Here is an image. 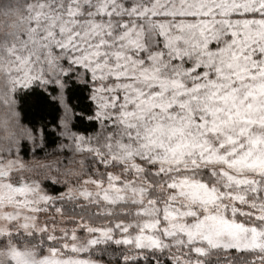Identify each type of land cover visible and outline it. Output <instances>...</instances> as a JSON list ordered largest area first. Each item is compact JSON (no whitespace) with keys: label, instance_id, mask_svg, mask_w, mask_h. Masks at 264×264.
<instances>
[{"label":"snow or ice","instance_id":"snow-or-ice-1","mask_svg":"<svg viewBox=\"0 0 264 264\" xmlns=\"http://www.w3.org/2000/svg\"><path fill=\"white\" fill-rule=\"evenodd\" d=\"M0 264H264V0H0Z\"/></svg>","mask_w":264,"mask_h":264}]
</instances>
